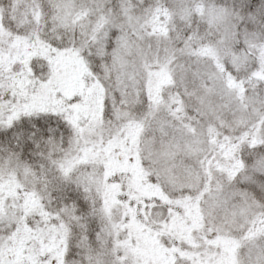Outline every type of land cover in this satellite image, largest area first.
I'll use <instances>...</instances> for the list:
<instances>
[{"label":"snow or ice","instance_id":"6c2138e0","mask_svg":"<svg viewBox=\"0 0 264 264\" xmlns=\"http://www.w3.org/2000/svg\"><path fill=\"white\" fill-rule=\"evenodd\" d=\"M0 264H264V0H0Z\"/></svg>","mask_w":264,"mask_h":264}]
</instances>
